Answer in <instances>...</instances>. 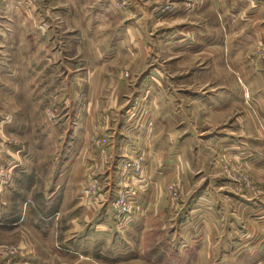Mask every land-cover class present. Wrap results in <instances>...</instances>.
<instances>
[{
	"label": "crops",
	"instance_id": "0c3cea01",
	"mask_svg": "<svg viewBox=\"0 0 264 264\" xmlns=\"http://www.w3.org/2000/svg\"><path fill=\"white\" fill-rule=\"evenodd\" d=\"M226 1L230 4L223 12L221 0H193L194 10L181 5V33L173 42L172 36L153 34L151 24L160 13L141 11L134 3L126 10L120 0H37L31 7L21 0H0V81H22L30 67L52 66L61 69L63 79L80 71L86 82L107 85L106 96L113 104L109 108L122 101L124 108L130 98L147 94L152 107L145 134L129 141L150 146L149 160L176 162L184 174L185 201L174 220L155 222V213L134 218L124 233L104 216L105 209L88 228L91 209L86 207L79 221L73 202L55 204L56 196L44 204L46 210L52 206L49 216L23 214L22 226L35 221L40 228L68 227L62 233L68 264H253L264 259V0ZM203 6L212 10L211 20H185L192 11L201 16ZM189 29L196 33L192 43L185 35ZM63 34L68 36L64 43ZM10 51H20V59L13 62ZM169 58L179 73L170 72ZM127 62L130 77L125 84L122 70ZM242 85L257 103L244 100ZM123 120L116 129L125 130ZM126 139L113 136L106 155L114 154L113 147L117 160L129 155L120 152ZM228 146L246 160L260 185L255 199L242 198L230 186L231 191L225 189L224 181L212 184L208 170L191 165ZM152 184L154 198L160 191L156 181ZM56 192L57 187L52 194ZM153 200L149 209L161 214L162 205ZM138 208H145L144 202ZM87 242L99 250L87 251ZM60 253L46 251L49 257ZM44 255L27 247L20 260L9 264H44ZM114 257L118 261L110 262Z\"/></svg>",
	"mask_w": 264,
	"mask_h": 264
},
{
	"label": "rangeland",
	"instance_id": "374dc122",
	"mask_svg": "<svg viewBox=\"0 0 264 264\" xmlns=\"http://www.w3.org/2000/svg\"><path fill=\"white\" fill-rule=\"evenodd\" d=\"M221 1L223 12L230 3ZM120 2L126 10H132L134 3V7L141 11L149 8L158 11L160 16L151 24L153 34L164 33L172 36L171 40L179 38L181 33L179 27L182 19L178 14L180 6H187L189 10L196 9V4L192 5L193 0ZM35 4L36 2L32 6ZM203 7L205 9L201 16L192 11L185 20H211L212 10L207 9V6ZM130 14L132 15V11ZM185 35L189 37L190 43L196 40V33L191 29L185 31ZM62 36L64 43L68 36ZM19 52L10 51L13 62L20 57ZM30 54L31 50L28 51V55ZM167 57L170 56L165 58ZM169 59L170 72L179 73V66ZM132 60L130 58L129 63ZM129 63L122 70L125 84L130 77ZM20 66L18 64L16 69ZM68 67L73 68L71 64ZM226 68L231 72L227 66ZM60 72L61 69L52 66H45L43 70L34 65L27 74L21 76L22 81H0V264H9L15 258L20 260L27 247L34 251H44L45 257L41 260L44 264L71 262L68 261L69 256L63 255V251L68 249V242L64 243L62 233L68 227L40 228L33 224L35 221L22 226L19 220L23 214L32 217V213H45L42 215L45 217L53 212L52 206L46 210L45 204L53 196H56L55 204L72 201L73 213H76L79 221L83 219L86 207L90 208L92 223L88 228L98 222V216L105 209L104 216L113 220L115 229L121 233L127 231L132 219L148 218L154 213L156 216L152 217L155 222L162 223L166 217L174 220L185 201V178L182 170L178 172L177 163L149 160L150 146L137 143L136 147L129 141V138L135 136L139 139L145 134L146 119L152 107L147 94H142L137 99L130 98L123 109L121 105L124 101L115 108H109L113 104L106 96V92H110L107 85L102 88L101 82H86L80 71L77 75L66 76L65 80V75L60 76ZM236 76L237 82L243 84L242 79ZM148 84L151 85L149 82ZM242 89L244 100L248 104L257 103L247 85H242ZM246 91L249 93L248 98ZM122 120L127 125L124 131L116 129V125L122 123ZM118 134L127 138V143L120 147L121 154H129L118 158L119 160L114 147V154L106 155V148L109 145L111 147L113 136L117 138ZM229 147L217 150L207 160L195 161L191 165L196 169L208 170L213 175L212 184L224 181L227 185L225 189L230 186L242 198L255 199L262 191L261 187L253 179L246 160L236 157ZM152 181L157 182L158 192L160 191L154 198L150 193ZM55 187L57 192L53 195ZM155 198L162 205L163 214L149 209L151 206L148 203ZM143 202L145 208L140 210L138 207ZM123 205L129 207L128 213L121 210ZM160 232L162 230L159 229L157 234ZM79 238L82 239L80 236ZM84 246L87 251L99 250L89 242ZM50 249L61 253L49 257L46 251ZM23 255L26 257L25 252ZM117 261L115 257L110 260L113 263ZM253 262L264 264V259H254Z\"/></svg>",
	"mask_w": 264,
	"mask_h": 264
},
{
	"label": "built area",
	"instance_id": "2783aa9c",
	"mask_svg": "<svg viewBox=\"0 0 264 264\" xmlns=\"http://www.w3.org/2000/svg\"><path fill=\"white\" fill-rule=\"evenodd\" d=\"M36 1L37 0H22V2L24 3V5H26L28 7H31ZM245 94H246V97L248 98L249 97V93L246 91ZM121 210H123L126 213H128L130 209L126 205H123Z\"/></svg>",
	"mask_w": 264,
	"mask_h": 264
}]
</instances>
